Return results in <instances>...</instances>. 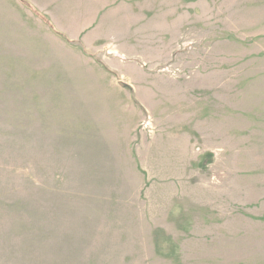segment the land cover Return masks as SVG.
Returning <instances> with one entry per match:
<instances>
[{"label":"rangeland","instance_id":"1","mask_svg":"<svg viewBox=\"0 0 264 264\" xmlns=\"http://www.w3.org/2000/svg\"><path fill=\"white\" fill-rule=\"evenodd\" d=\"M0 264H264V0H0Z\"/></svg>","mask_w":264,"mask_h":264}]
</instances>
